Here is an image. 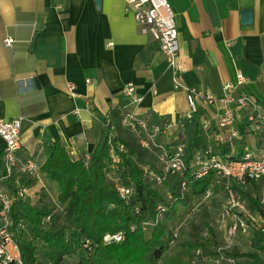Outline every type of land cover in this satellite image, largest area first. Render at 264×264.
<instances>
[{"label":"crops","instance_id":"0c3cea01","mask_svg":"<svg viewBox=\"0 0 264 264\" xmlns=\"http://www.w3.org/2000/svg\"><path fill=\"white\" fill-rule=\"evenodd\" d=\"M168 1L179 33V90L157 42L141 33L124 0H101L100 9L96 0H0V119L21 120L18 158L40 168L38 179H27L21 165L15 171L31 206L64 211L60 185L44 171L50 148L61 143L75 160L93 154L107 116L118 127L126 112L152 123L165 117L185 144L199 127L224 159L264 153V126L253 130L248 114L223 129L216 106L198 102L190 115L187 100L188 88L222 96L242 74L246 92L264 105V0ZM244 10L252 11L251 24L243 23ZM6 38L14 40L11 48ZM128 84L142 99L137 105L124 94ZM4 149L0 137V177ZM233 186L244 189L247 204L260 194L253 183Z\"/></svg>","mask_w":264,"mask_h":264},{"label":"trees","instance_id":"16d2710c","mask_svg":"<svg viewBox=\"0 0 264 264\" xmlns=\"http://www.w3.org/2000/svg\"><path fill=\"white\" fill-rule=\"evenodd\" d=\"M173 134L168 145L185 147L186 169L168 176L160 185L150 182L145 175V169L158 170L155 157L120 126H116L112 144L110 129L104 126L87 166L84 159H73L61 143L53 144L44 171L49 179L59 183L58 202L65 209L52 214L49 209L35 208L26 200L15 202L12 233L23 264H203L200 262L203 252L215 244L189 240L170 254L177 238L169 232L167 224L183 216L181 210L190 206L193 197L206 196L208 190L213 193L224 183L215 172L196 178L193 166L196 154L208 157L211 150L224 162L242 159L245 154L224 159L208 147L199 127L187 144ZM118 142L124 143L126 151H118L120 163L115 175L123 185L133 189L127 201L120 198L107 176L110 151ZM182 183H186L190 194L182 193ZM248 200L251 212L264 220V205L255 197ZM252 232V251L226 254L234 264H264V233ZM117 234L122 235L120 242L104 241L107 235Z\"/></svg>","mask_w":264,"mask_h":264},{"label":"built area","instance_id":"2783aa9c","mask_svg":"<svg viewBox=\"0 0 264 264\" xmlns=\"http://www.w3.org/2000/svg\"><path fill=\"white\" fill-rule=\"evenodd\" d=\"M125 10L135 18L142 34L150 36L159 46L160 53L166 58L169 68L173 72V87L175 90L182 88L179 81L178 59L180 54L179 33L175 20L173 8L168 0H124ZM14 40L6 38L4 44L11 48ZM264 74V72H263ZM246 79L242 74H238L237 82L224 86L222 96H214L204 93L196 88L187 89V100L190 115L198 111V102L205 105H213L218 109V126L220 128H234L240 119L241 112L248 114V120L253 130L262 131L264 126V105L255 100L246 92L244 86ZM73 93V87L70 88ZM124 94L131 100L133 105L141 102V98L136 93V88L128 84L124 89ZM188 116L189 118L191 116ZM120 127L133 135L139 146L154 156L158 164V170L145 169L147 179L155 184H162L170 175L182 173L186 169L185 147L178 145L171 148L168 145L172 134L178 128L177 124L163 117L158 123H152L139 118L134 112H126L121 117ZM110 129L109 143L112 144L116 126L112 125L111 118L107 116L105 125ZM179 126V125H178ZM22 122L20 119L6 121L0 119V137L5 143L1 164L3 174L0 177V186L8 184L10 190L0 188V264H23L18 245H16L12 233V207L15 202L26 200L28 188L26 181L16 177L15 171L19 165L23 168L27 179H38L40 168L33 160L21 163L18 152L22 148L21 140ZM119 152H125L124 143L118 142L116 148L110 151V164L107 173L108 179L112 182L115 191L121 199L129 200L133 194V189L123 185L115 175L119 169ZM208 157L196 154L193 159L195 175L197 179L207 176L210 172H215L222 180L227 194L226 206L229 211L240 210L247 214L244 222H240V227L244 231L258 230L264 233V221L259 215H254L247 210V205L237 194L233 187L234 182L241 184L253 183L260 188V194L256 199L264 205V153L255 156L246 153L242 159L224 162L214 156L211 150L207 152ZM85 165L91 161V154H83ZM26 179V180H27ZM182 193L187 191L186 183H182ZM212 191L208 190L206 196H211ZM171 197L169 193L168 198ZM171 199V198H170ZM164 211V209H161ZM20 222L19 226L23 228ZM234 224L228 229L227 240L231 243L239 228ZM177 237V234H174ZM122 235H107L104 239L106 243L112 241L120 242ZM228 262L234 264V260Z\"/></svg>","mask_w":264,"mask_h":264},{"label":"rangeland","instance_id":"374dc122","mask_svg":"<svg viewBox=\"0 0 264 264\" xmlns=\"http://www.w3.org/2000/svg\"><path fill=\"white\" fill-rule=\"evenodd\" d=\"M221 186V185H220ZM235 188V187H234ZM237 194L247 205V210L251 212L250 206L245 200V191L241 188L235 189ZM188 194H190L187 188ZM227 194L225 186H222L214 191L211 196H197L193 197L191 204L188 208L183 209L182 217L175 222L167 224L170 233H176L177 239L171 247L170 254L189 240L205 242H213L215 245H210L206 249L203 256H201L200 262L203 264H233L228 262L232 259L226 254L231 251L239 250L242 252L252 251L251 244L254 238L252 231H244L240 227V222H244L247 218V214L232 210L229 211L227 206ZM46 224H50L46 220ZM234 224H238L239 228L235 235L234 240L230 243L227 240V232ZM213 230V233L209 231ZM147 236H150L151 230L146 229Z\"/></svg>","mask_w":264,"mask_h":264},{"label":"water","instance_id":"95a60500","mask_svg":"<svg viewBox=\"0 0 264 264\" xmlns=\"http://www.w3.org/2000/svg\"><path fill=\"white\" fill-rule=\"evenodd\" d=\"M96 3H97V6H98V9H100L101 7V0H96ZM252 11L251 10H244L242 12V21L244 24H251L252 23ZM36 43H37V37H35V39L33 40L32 42V46H31V50L33 51L35 46H36ZM35 84L38 85V82L37 80H35Z\"/></svg>","mask_w":264,"mask_h":264}]
</instances>
